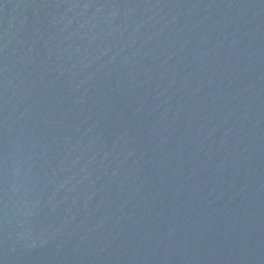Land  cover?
<instances>
[{"label": "water", "instance_id": "water-1", "mask_svg": "<svg viewBox=\"0 0 264 264\" xmlns=\"http://www.w3.org/2000/svg\"><path fill=\"white\" fill-rule=\"evenodd\" d=\"M0 264H264V0H0Z\"/></svg>", "mask_w": 264, "mask_h": 264}]
</instances>
